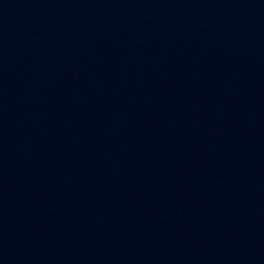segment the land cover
I'll use <instances>...</instances> for the list:
<instances>
[{
	"label": "water",
	"instance_id": "water-1",
	"mask_svg": "<svg viewBox=\"0 0 264 264\" xmlns=\"http://www.w3.org/2000/svg\"><path fill=\"white\" fill-rule=\"evenodd\" d=\"M0 264H264V0H0Z\"/></svg>",
	"mask_w": 264,
	"mask_h": 264
}]
</instances>
